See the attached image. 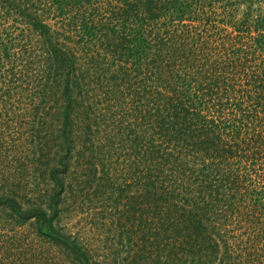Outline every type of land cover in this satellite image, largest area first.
<instances>
[{
    "label": "trees",
    "instance_id": "obj_1",
    "mask_svg": "<svg viewBox=\"0 0 264 264\" xmlns=\"http://www.w3.org/2000/svg\"><path fill=\"white\" fill-rule=\"evenodd\" d=\"M0 264H264V0H0Z\"/></svg>",
    "mask_w": 264,
    "mask_h": 264
}]
</instances>
